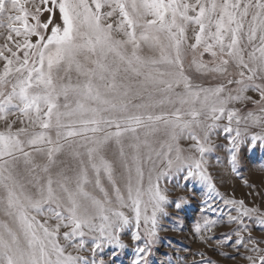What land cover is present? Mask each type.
Instances as JSON below:
<instances>
[{"label":"snow or ice","instance_id":"1","mask_svg":"<svg viewBox=\"0 0 264 264\" xmlns=\"http://www.w3.org/2000/svg\"><path fill=\"white\" fill-rule=\"evenodd\" d=\"M0 37V264H106L98 252L126 248L133 221L134 264H149L158 214L187 202L160 180L184 172L216 192L205 154L221 128L233 172L245 142L264 147V0H0ZM247 101L259 114H240ZM223 202L236 227L218 245L264 264L245 223L264 212Z\"/></svg>","mask_w":264,"mask_h":264},{"label":"rangeland","instance_id":"2","mask_svg":"<svg viewBox=\"0 0 264 264\" xmlns=\"http://www.w3.org/2000/svg\"><path fill=\"white\" fill-rule=\"evenodd\" d=\"M49 16L48 12H43L41 21L44 22ZM59 22V13L56 11L54 23ZM30 23L34 21L30 20ZM35 40V37L33 38ZM4 39L0 37V44ZM210 57L205 56V60ZM2 64V62H0ZM194 77V81L204 86L215 85L222 82L212 77H197L194 72H189ZM252 101L259 100L257 92H249ZM252 101L243 104H236L235 107L240 109L241 115H246L248 111L259 114V106ZM222 120L220 124H226ZM235 127V125H233ZM260 127H253L250 132L259 133ZM214 149L205 154V167L207 174L211 177L215 185L216 192H210L207 185L199 179H183L184 172H173L166 178L160 180V187L166 190L170 202L176 201L177 198L183 197L187 202L182 205L180 210L174 207V204L166 205V215L158 214L157 224V241L151 247V255L148 256L149 264H248L244 258L247 253L243 248L236 252L234 248L219 246L217 238H222L225 233L231 234L235 225L227 226V215L230 206L224 204V200L236 199L244 200L249 208L258 209L264 212V147L259 143L256 148H251L248 142L242 145L238 153L237 171H232L230 163V152L228 140L221 129L212 137ZM191 141L181 139L179 147L182 149L189 148ZM117 150V146L112 145L109 152L111 156ZM158 167H163L157 161ZM148 165H146V168ZM245 181L247 183H245ZM211 204L214 211L205 212L203 209L206 203ZM125 213L132 216L128 209ZM234 215L235 212L233 211ZM0 219H3L0 217ZM205 219L216 220L217 225L211 233L196 232L198 225H203ZM245 223L251 229L253 239L260 241V247L264 248V225H261L259 218L254 216L252 219H246ZM136 231L134 221L130 223L120 234L125 245L124 249H113L105 247L98 252V258H103L106 264H134L137 258L136 247L143 246L144 241L134 242L132 234ZM140 234L143 236L144 229L141 226ZM211 236V241H205V237ZM233 239L235 237L233 236ZM63 242V241H62ZM71 251V249H69ZM115 251V255L113 252ZM85 256H91L90 251L83 253Z\"/></svg>","mask_w":264,"mask_h":264}]
</instances>
